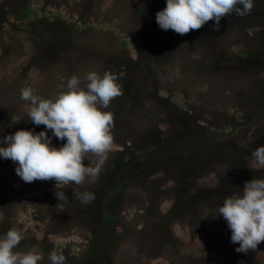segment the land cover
<instances>
[{
  "label": "rangeland",
  "instance_id": "rangeland-1",
  "mask_svg": "<svg viewBox=\"0 0 264 264\" xmlns=\"http://www.w3.org/2000/svg\"><path fill=\"white\" fill-rule=\"evenodd\" d=\"M166 0H0V138L47 131L28 120L20 90L54 99L77 76L117 75L114 146L90 203L55 196V181L25 183L0 157V236L15 251L52 250L66 264H264V242L238 253L218 215L226 197L264 179L250 154L264 146V0L179 35L162 30ZM11 116L20 122L12 125ZM11 125V126H10ZM6 147L7 145H0ZM95 160L86 155L85 166ZM60 203L61 206H58ZM110 215L112 225L106 223Z\"/></svg>",
  "mask_w": 264,
  "mask_h": 264
},
{
  "label": "clouds",
  "instance_id": "clouds-1",
  "mask_svg": "<svg viewBox=\"0 0 264 264\" xmlns=\"http://www.w3.org/2000/svg\"><path fill=\"white\" fill-rule=\"evenodd\" d=\"M252 9L253 0H166V7L156 13V22L164 31L186 35L214 20L213 30L219 31L223 17L233 14L244 17ZM117 79L111 71L102 76L89 72L85 87L81 88L79 79L73 75L67 82V90L54 99L34 94L31 87L22 88L21 99L29 104L28 120L36 126H46L54 137L67 142L58 149L52 146L47 131L19 130L0 138V145H7L0 146V157L17 165L15 172L25 183L54 180L59 202H67L64 189L72 187L74 199L90 203L95 194L80 189L86 178L92 183L98 179L114 146L113 114L103 109L122 95ZM11 121L15 125L20 119L11 116ZM88 153L94 154L95 160L85 166ZM250 164L264 166V146L251 152ZM240 190L224 199L216 217L222 216L227 222L231 242L239 245L236 251L247 253L264 242V179L246 182ZM23 238L15 227L0 236V264H38L43 259L35 247L27 252L14 250ZM48 260L50 264H66L65 256L56 250L49 253Z\"/></svg>",
  "mask_w": 264,
  "mask_h": 264
},
{
  "label": "trees",
  "instance_id": "trees-1",
  "mask_svg": "<svg viewBox=\"0 0 264 264\" xmlns=\"http://www.w3.org/2000/svg\"><path fill=\"white\" fill-rule=\"evenodd\" d=\"M105 220H106V223H108L109 225H112L113 224L112 223L113 221H112L110 215L105 216Z\"/></svg>",
  "mask_w": 264,
  "mask_h": 264
}]
</instances>
